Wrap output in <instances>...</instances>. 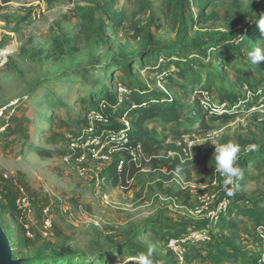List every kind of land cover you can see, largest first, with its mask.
I'll use <instances>...</instances> for the list:
<instances>
[{
  "label": "rangeland",
  "instance_id": "obj_1",
  "mask_svg": "<svg viewBox=\"0 0 264 264\" xmlns=\"http://www.w3.org/2000/svg\"><path fill=\"white\" fill-rule=\"evenodd\" d=\"M261 13L264 0H174L171 9L165 0H56L51 6L45 0H0V225L14 259L52 264V255L82 251L96 262L115 252L109 263L101 259L99 264H124L135 259L119 251L136 244L146 252L152 249L159 264H180L169 240L179 236L181 245L193 244L188 233L202 225L198 232L206 231L216 242L234 240L230 250L239 259L209 258L205 239L194 243L197 252L185 245L190 258L184 264L256 260L262 241L254 221L222 210L218 216L236 226L228 230L223 223L216 225L217 218L211 222L210 214L220 203L264 198V81H257L264 61L256 66L247 60L254 46L264 47L263 35L250 21ZM249 35L255 38L251 46L230 58L242 68V77L252 75L257 84L244 82L214 60L221 38L237 46L240 41L234 38ZM160 46L171 47L174 58L187 50L184 60L194 62L202 75L207 67L223 70L217 84H227L230 99L220 105L218 88L201 97L208 129L193 123L199 99H193L191 85L179 76L190 63H170L161 53L152 65L141 55ZM135 58L145 67L131 62L128 72L108 67L110 61ZM105 73L109 79L102 78ZM101 82L128 107L132 101L125 86L142 97L163 94L180 108V126L169 125L164 132L158 120L145 125L161 143L155 159L142 162L127 189L114 185L107 173L123 161L112 146L125 138L122 129L130 122L112 118L116 131L107 133L91 120L92 111L99 113L94 109L100 95L94 102L85 97L87 86L95 90ZM101 108L100 118L111 115ZM177 127L180 136L171 131ZM212 141L241 146L243 175L235 186L226 188L214 171ZM252 144L260 145L259 151H243ZM35 149L53 154L42 156ZM257 206L264 214V201ZM70 262L76 264L79 257Z\"/></svg>",
  "mask_w": 264,
  "mask_h": 264
},
{
  "label": "trees",
  "instance_id": "obj_2",
  "mask_svg": "<svg viewBox=\"0 0 264 264\" xmlns=\"http://www.w3.org/2000/svg\"><path fill=\"white\" fill-rule=\"evenodd\" d=\"M56 0H45L47 5L51 6ZM10 2V1H8ZM167 6L171 9V4H173L174 0H165ZM118 25V24H117ZM119 26V25H118ZM252 34V33H250ZM264 38V35L262 36ZM229 39L227 37L221 38L220 42L216 44L220 50H218L215 53L214 60L215 61H222L224 64V67H230L231 69L235 70L236 73L240 75V73L243 71L242 68H237V66H234V61L230 58V53L237 54L240 50L244 49L245 47H250L252 44L253 37L248 36V39H242L239 36L233 39V41L239 40V44L237 46H234V44L229 43ZM224 49L223 51H227L224 53H221V49ZM163 49V50H161ZM206 51V49H199V52ZM161 53L166 54L168 60L170 63L172 61H177L176 64L178 65H188L189 67L187 69H184L182 73L179 75L186 83H189L191 85V94L193 95V99L197 100L196 104L198 107L195 109V116L193 123L199 122L201 127L204 129H208V126L205 124V120L203 119L205 112L202 109V96L205 92H211L212 89L218 88V81H222L223 76V70H215L212 67H207L205 75H202L200 73H197L194 69V62L188 60H184L188 57L187 50H180V52L177 53V55H180V58H174V51L171 50V47H155L153 50H149V52H142L141 55L144 56V58L149 57L150 63L154 65L157 62L158 56L161 55ZM207 56V54H204ZM142 56V57H143ZM177 59V60H175ZM134 63L135 65H139L140 67L144 68L143 62H141L140 59L135 58L131 60H121L120 62L117 60L110 61L108 67H116L119 71L125 72L129 71V63ZM251 66H247V68H250ZM256 70V68H255ZM258 71V70H257ZM250 74V72H249ZM177 76V75H176ZM252 75L245 77H241V79L246 83H254L257 84L258 82L264 81V72L258 71V79L256 82H252ZM103 79H109L108 73H105L102 77ZM103 81V80H102ZM98 88L95 90H92V86H87L90 91L89 95L85 96L86 98L90 99L91 102H94V98L96 95H100L101 101L99 108H95L94 110L98 111L99 113L102 112V108L104 110H110V114H104L102 115V118H107L106 120H98L94 119L96 125L102 127L107 133L110 131H116L114 126L111 125L112 118L116 120H122L125 121L124 123L130 122L129 126L124 127L122 129L123 133L125 134V138L117 143H115L114 146H112V149H117L121 155L123 156V161L121 165H117L115 167H112L108 173L107 177L108 179L116 186H120L124 189H127L129 186V181L133 176L140 170V165L143 161H145L147 158L149 159H155L154 157L157 155L158 147L161 141L159 138H157L155 135H153L146 127L145 125L148 122L151 121H159L162 130L165 132L167 130V127L169 125L180 126L181 121V113L180 108H177L175 105L174 99L168 98L167 96L161 94V96H143L139 94L140 92L131 87V86H125L127 93V99H130L132 101L131 106H127L123 103V101H119V93L116 92L117 95L115 97L112 95L111 91L106 88L105 82H101L97 85ZM182 88L185 91H188V86L186 84L181 85ZM198 87L197 89L194 87ZM219 93V104L222 105L226 103L228 99H230V95L232 93V90L228 89L227 84L224 86H221L218 88ZM191 95V96H192ZM99 97V99H100ZM95 112V111H92ZM193 112V111H191ZM96 114L100 115L99 113L95 112ZM90 119V117H89ZM213 119V118H212ZM110 123V124H109ZM156 123V122H155ZM195 125V124H194ZM7 130V129H6ZM87 130V129H86ZM89 130V129H88ZM87 130V131H88ZM172 133L176 134L177 136L181 135L180 129L177 127L173 130H171ZM188 133H191V131H187ZM6 133V131L4 132ZM91 135L96 134L95 130L90 131ZM105 149V148H103ZM37 153H39L42 156L51 157L52 152H42L39 149H35ZM135 159H137V162H135ZM257 158H250L246 161L245 166L248 167L252 164L253 161H255ZM242 201L241 205H235ZM264 201V198H260L257 200H246L244 201L243 198H239L237 201H235V204H228L227 210L224 212V215L229 212V214H234L237 218H249L252 221H254V224L258 226L264 225V214L262 210H259L257 205ZM221 204V203H220ZM219 204V205H220ZM218 208V206H217ZM216 208V209H217ZM213 222V221H211ZM210 223V221L208 222ZM223 223V227L228 230H235L236 226H233V224L229 223V221L224 220L223 216L219 217L218 223L216 225H220ZM205 226V225H203ZM202 227L199 226L195 230L192 231H198ZM190 232L188 234H190ZM169 235V234H168ZM178 239L180 240L179 236H172L171 239ZM207 241L204 243H208L209 245V251L207 252L209 254V258H213L215 260H220L223 257L231 255L233 257V260L237 261L239 258L235 254L231 253V247L235 243L234 240H228L227 244L223 242H216L213 240L212 237H208L206 239ZM189 242H193V240H189ZM197 243V242H194ZM182 244V248L185 252V245L187 248H190L192 251L197 252L199 249V246L195 244ZM226 249H225V248ZM183 252V256L180 258L182 259V263L184 264V260L190 258L189 254L186 255ZM108 253L106 256H101L100 260H97L96 262H93L92 260H89V255L85 254L82 251H76V252H65L62 254V256L58 257V255H52L50 257L52 264H62L63 262H66L67 264H70V259H77L79 257V262L76 264H99L101 263V259H104L106 263H109V257L117 254ZM121 256H128L129 258H135L137 254L139 253H147L146 250L136 244H127L124 250L119 251ZM197 254V253H196ZM199 255V254H198ZM117 257V256H113ZM153 259L156 261V264H159L156 257H153ZM76 261V260H73ZM255 261V260H254ZM251 262V264L254 263ZM27 262L24 261L22 264H26ZM48 264V262H46ZM104 263V261H103ZM50 264V263H49ZM124 264H136L133 261H128Z\"/></svg>",
  "mask_w": 264,
  "mask_h": 264
},
{
  "label": "clouds",
  "instance_id": "obj_3",
  "mask_svg": "<svg viewBox=\"0 0 264 264\" xmlns=\"http://www.w3.org/2000/svg\"><path fill=\"white\" fill-rule=\"evenodd\" d=\"M250 21L255 23L260 33L264 35V13L256 15ZM247 60L256 66L259 62L264 61V47L254 46L248 51ZM211 143L215 146L213 154L215 162L214 171L223 178V184L226 188L229 185L235 186L236 181L243 175L242 169L238 165L242 152L241 146L231 141L223 143L212 141ZM259 148L260 145L252 144L244 148L243 151H259ZM227 194L231 196L233 192L229 189ZM134 259L136 264H156V261L153 259L152 249H149L147 254H137Z\"/></svg>",
  "mask_w": 264,
  "mask_h": 264
},
{
  "label": "built area",
  "instance_id": "obj_4",
  "mask_svg": "<svg viewBox=\"0 0 264 264\" xmlns=\"http://www.w3.org/2000/svg\"><path fill=\"white\" fill-rule=\"evenodd\" d=\"M93 113H94V116H92V119L90 118L91 120H94V119L101 120L102 117L100 118L98 114H95V112H93ZM0 133H1V129H0ZM124 136H125V134H124ZM135 162H137V159H135ZM226 204L227 203H221L219 205L218 209L216 210V212L212 211V213L210 214V215H214L211 218L212 221L214 218H217V219H215V222H218L219 212L224 210L223 211V214H224V212L227 210L228 205H226ZM257 233L259 234V236L261 238L262 245L259 249V255L253 264H264V225L257 227ZM206 234H207L206 231L205 232L202 231L201 233H199L198 231H192L188 235L187 240H193L196 242L201 241V240H205L208 238V236ZM169 242H170L169 247L172 248L173 250L177 251L180 254V256L182 257L184 250L182 248V245L180 244V241L178 239L173 238V239H170ZM172 242H174V243L171 245Z\"/></svg>",
  "mask_w": 264,
  "mask_h": 264
},
{
  "label": "water",
  "instance_id": "obj_5",
  "mask_svg": "<svg viewBox=\"0 0 264 264\" xmlns=\"http://www.w3.org/2000/svg\"><path fill=\"white\" fill-rule=\"evenodd\" d=\"M25 260H15L10 240L0 225V264H22Z\"/></svg>",
  "mask_w": 264,
  "mask_h": 264
}]
</instances>
